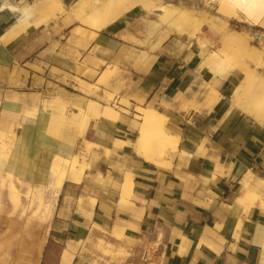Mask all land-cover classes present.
Wrapping results in <instances>:
<instances>
[{
    "label": "crops",
    "instance_id": "1",
    "mask_svg": "<svg viewBox=\"0 0 264 264\" xmlns=\"http://www.w3.org/2000/svg\"><path fill=\"white\" fill-rule=\"evenodd\" d=\"M3 1L0 0V91H3L0 115L4 110L18 111L23 104L30 107L31 95L41 99L37 118L19 119L14 172H24L21 168L25 166V155L33 150V155L39 157L34 159L38 161L34 182H45L51 159L66 158L79 148L88 154L86 142L101 146L98 159L82 177L79 172H67L69 178L58 197L39 264H61L67 247H71L70 264H78L82 247L74 254L76 245L90 234L105 236L102 233L111 232L115 225L123 227L124 237L136 242L127 248L135 256L121 264H264V204L258 200L244 211L232 198L238 180L240 183L247 171L264 174V130L253 128L238 111L226 115L228 101L224 100L234 85L232 75L222 81L219 89L222 97L212 110L175 114L177 122L170 133L178 136V150L184 149L188 156L177 153L170 165L158 166L137 156L128 145L116 143L132 142L137 133L134 118L126 107L117 120L100 118L92 134L82 135L81 113L73 103L78 102L75 96H84L60 85L59 89L51 88L40 81L46 67L73 74L78 56L56 45L61 41L60 34L52 31L51 23L28 27L17 35L9 34L16 20L2 9ZM6 1L14 5L22 3V0ZM67 1L63 0L64 4ZM138 10L99 32L72 23L64 28V33L69 37L77 29L78 35L89 41L84 49L71 46L82 55L81 59L94 48L110 54L108 61L119 58L118 69L128 73L121 92L128 91L147 103L185 94L196 69V61L187 60L188 51L171 41L151 51L138 47L131 37L123 38L138 31L135 25ZM59 25L62 29V24ZM97 58L102 59L99 54ZM15 68L25 73L13 85L7 73ZM14 94L20 96L19 102L11 100ZM44 101L53 102V106L43 110ZM58 122L64 129L58 136L50 135V127ZM40 167L43 176H39ZM126 171L133 175L128 204L121 203L119 197ZM109 239L119 245L118 240Z\"/></svg>",
    "mask_w": 264,
    "mask_h": 264
},
{
    "label": "bare ground",
    "instance_id": "2",
    "mask_svg": "<svg viewBox=\"0 0 264 264\" xmlns=\"http://www.w3.org/2000/svg\"><path fill=\"white\" fill-rule=\"evenodd\" d=\"M211 1L218 3V9L216 8L217 11L215 13L212 12L214 9L213 5L209 6L208 9L206 6L204 7L206 9L200 8L199 6L195 5V0H73L68 6L64 4L63 0H33L32 3L24 1L19 5H14L4 0L1 7L3 10H6L12 14L15 18L16 21L9 31V34L11 32H15L16 35L24 32L28 27L35 26L38 28L39 26L45 24L47 19L55 14L52 12L54 11V8L60 10L62 13L65 7H67V11L69 12L70 16L76 17V19L79 21L85 20L89 22L91 25L95 26L98 31L114 22H117L120 18L132 10L138 8L140 9V12H142L141 16L149 15V17H151V20L147 22L150 28L148 36L154 33H159L161 35L157 37L155 42L152 44L144 42V44L147 45L146 48L151 51L158 49L160 45L169 36H171L172 33H177L180 35V37H184V35H186L184 39L196 47L198 52L197 54L200 59V64L197 68L198 72H196L198 74H195L197 79H200L199 83L203 84V72L206 70H208L211 74L224 73L221 74L222 78H215V81H212L208 96L200 97V100L206 97L205 103L209 108L214 107L222 97L219 90V83H221L222 80H224V78H226L230 73H233L236 70L242 74L243 77L240 83L233 88L229 95L230 102L226 109V115H230L229 113L231 112L232 107L238 106L242 100L241 95H243V93L241 91H245L244 87H246L248 83L250 84L251 81L254 80L253 77L256 76V74L253 72L255 71V68H253L252 64L255 58L260 60L262 64L264 63V42L262 44V48L260 47L261 49H259V52H257L258 48H255L250 43V38L246 34H243L246 32H243L242 34H235L232 32V30H230L229 20L231 17L235 16V11L246 15V19L248 18L251 23L264 18V0H210V2ZM235 18H238V16ZM175 21H180L181 24H173ZM242 21L243 20H241V22ZM262 25H264V22ZM204 26H207L217 34L221 43V48L210 49L205 42H201L202 40L200 41L199 38L195 36V31L197 33H201ZM263 76L264 75L257 74L256 79L260 78L261 80H257L256 82V85L260 87V91L257 92L255 96H252L249 101L250 103L244 107L248 117L261 125H264ZM79 86L83 92L88 91L91 95L96 97L91 99L87 107L82 110V115L85 118L86 125L87 122H89L92 118L97 120L100 118H105L114 121L118 119L119 112L114 108L112 103L109 104V101L112 100L108 95H106L105 90L99 89L98 87L91 88L82 82L79 84ZM250 87H252V85ZM204 88L207 89L208 87L205 86ZM180 96L182 97V95ZM119 104L122 106L121 109H125V107L128 108L131 105V102L125 97L120 100ZM135 111L138 113V118L141 119L139 123L138 136L135 138V140H133V142L115 141L116 143L121 146L124 144L128 145L133 149V152L137 156L158 166L163 165L164 162H166L164 160H167L168 156L169 158L171 155L173 156V153H179L181 156L185 157L188 156L187 151L184 149L182 151L178 150V136L172 135L165 130L163 123H165L164 121L167 118L162 112L154 107H142L139 105L136 106ZM5 114L8 115V112ZM6 116H2V119H0V153H2V150L5 147V132L7 133ZM48 133L52 135L51 132L48 131ZM94 148H101V146L93 143V151ZM170 153L172 154L170 155ZM5 154L6 153L4 152L2 155ZM63 162H69V164H71L72 169L70 170L72 172H79L80 175L83 173L84 165L77 156H71L69 154L66 158L56 157L47 172L48 181L36 182L35 184L29 183L27 188L25 187L24 189L25 202L20 208L19 227H21L23 223L30 221V218L34 219V231L36 236L34 237L33 231L31 232L32 237H34L32 244L31 263L33 261L34 264H39V258L46 242V236L50 229L58 197L65 180L69 178L67 176V170L63 166ZM170 162L166 163H169L168 165H170ZM12 176L13 175L9 173L7 175L8 181H4V185L10 190H14L16 187ZM78 177L80 179V176ZM22 180L23 179H21V181ZM132 183V172L126 171L125 175L123 176L122 188L119 193L121 203L129 201L132 193ZM240 183L243 187V190L237 197V202H235L236 206L241 207L242 209L244 207L248 209L258 200H260V204H264V177L257 176L252 171H248L241 178ZM37 231L39 233H37ZM44 231L45 234L42 235ZM122 232L123 227L119 228L117 225H115L111 231V235L119 238ZM105 253L109 254V252ZM71 258V247H67L63 252L61 264H70Z\"/></svg>",
    "mask_w": 264,
    "mask_h": 264
},
{
    "label": "rangeland",
    "instance_id": "3",
    "mask_svg": "<svg viewBox=\"0 0 264 264\" xmlns=\"http://www.w3.org/2000/svg\"><path fill=\"white\" fill-rule=\"evenodd\" d=\"M24 1L22 0L21 2L23 3ZM32 1H29V2L32 3ZM70 1L71 0L67 1V3H66L67 6L70 4L69 3ZM195 1H196L195 5L199 6L200 8H204L206 6V8L208 9L209 6L213 5L214 9L212 10V12H214V13L218 9V3L217 2L216 3L213 1L210 2V0H208V1H206V0H195ZM206 8H204V9H206ZM53 10L55 12L54 11H52V12L55 14L52 15L51 17H49V19H47V21L45 23H48V24L51 23L50 26L52 27V31H54L55 34H60V40L61 41L58 42V44H56V45L58 47H62V49L63 48L67 49L68 51H70V53H74L76 56H78L79 59L77 60V66H76L75 70L73 71L74 72L73 74L63 72V71H60V70L55 69V68L49 69V67H46V69L44 71H42L43 77L45 79L41 78L40 81L44 82V83L47 82L51 88L54 87V89H59V85H60L62 87H65L67 90H69L73 93L81 94L84 96V97L75 96L78 102L73 103V106L77 107L79 109V112L81 113V117H82V121H83L82 125H81L82 135H86V134H88V132L90 135L94 132V130L96 129L97 119L92 118V119H90L89 122H87V125L85 123V118L82 115L83 114L82 110H84L85 107H87V105L91 99H94L96 97L94 95H91L88 91L83 92L79 86V84L81 82L84 83L85 85H88L91 88L92 87H98L99 89L105 90L106 95H108L110 97V99L112 100V101H109V104L112 103L114 105V108L118 112L124 111V109H121L122 106H120V104H119L120 100L122 98H125V97L128 98V101L131 102V105L127 108L126 112L130 113V115H132V117L134 118V121H133L134 126L137 129V133H135L133 140H135V138L138 136L139 123L141 121V119L138 118V113L135 111V108L138 105L142 106V107H147V106L148 107H154V108L158 109L160 112H162L167 118L164 121L165 123H163V126L168 133H170V131H171L170 128L173 126V124H175L177 122V118L175 117V114L187 115L192 110L210 111L213 109V107L209 108L207 106V104L205 103L206 97L201 99V100H200V97L201 96H208L209 90H210L211 85H212V81H215V78H222L221 74H224V73L211 74L208 70H206L203 72L204 73L203 84H200L199 83L200 79H197V76L195 75V74H198L196 72H198L197 68L199 67L200 59L198 57V54H197L198 52H197L196 47L194 45L188 43V41H186L184 39V37H186V35H184V37H180L179 34L172 33L171 36H169L164 42L171 41L172 43H176L179 48H181L182 50L188 51V53H189V56L187 57L188 61L189 60H195L196 61V69L194 70L195 78L193 80L192 85L188 88V90L186 91L185 94L184 93H177L176 95L170 96L166 99H162L159 103H156V102H158L157 99H154L153 101L147 103L146 100L138 99L137 97L129 94L128 91H122V92L120 91L121 89L123 90L125 88L124 77L128 73L124 72V71H120L118 69L117 66L119 64V58H117L116 60L113 59L111 61H108V58L111 57L110 54L102 52L98 48H94L90 52L86 53L84 58L81 59L82 55L80 53H78L77 50H73L71 48V46H72V47H81L84 49L89 44V41L85 40L83 37L78 35L79 31H77V29H75L73 32H71L69 37H68V35L66 33H64V32H66V31H64L65 27H67L73 23V24H76L79 26L89 27V28L99 32L95 26L91 25L89 22H87L85 20L79 21L76 19V17L70 16L69 12L67 11V7H65V9L62 13L58 9L54 8ZM235 12H236L235 16L231 17L229 20L230 30H232V32L235 34H239V33L242 34L243 32H246L243 34H246L250 38V43L255 48H258L257 52H259V49L262 48V44L264 42V25H262V23L264 22V18L260 19L261 22H260V20H258L256 22L251 23V21L248 18L246 19V15H244L243 13H240L238 11H235ZM141 13L142 12H140V9H139L138 10V16L135 19V25L138 27V31L133 35H130L127 33L125 36H123V38L128 39L129 37H131L132 42L134 44H136L138 47L148 49V48H146L147 45L144 44V42H147L148 44H152L155 42L156 38L161 36V35L159 33H154V34L148 36V33L150 32V28H149L147 22L151 20L150 19L151 17H149V15L141 16ZM236 16H238V18L243 20V21L241 22V20H239L238 18H235ZM243 18H245V19H243ZM176 22L177 21H175V23L173 22V24H175V25L181 24L180 21H178L177 23ZM60 23L62 24V27H63L62 29H59ZM114 23H116V22H114ZM114 23H112L111 25H113ZM111 25H109L107 27H110ZM172 26H174V25H172ZM107 27H105V28H107ZM105 28H103V29H105ZM103 29H101V30H103ZM195 36L197 38H199L200 41L202 40L201 42H205L210 49L221 48V43L218 39L217 34L214 31H212L210 28H208L207 26L203 27V30L201 33H197L195 31ZM61 42L63 43V45L61 44ZM162 44L160 45V47L162 46ZM156 50H154V51H156ZM98 54L101 55L102 59L97 58ZM103 58H105V59L107 58V59L104 60ZM252 64H253V68H255L254 69L255 71H253V72L256 74V76L253 77L254 80L251 81L250 84L248 83L249 86L246 85V87H244L245 89L242 88L245 90V91H243V90L241 91L243 93V95H241L242 100L238 106L232 107L231 112L235 110V111L242 113L243 116L247 119V121L253 126V128L258 129L260 131H263L264 125H261V124L255 122L254 120H252L251 118H249L248 114L246 112V109L244 108L246 105H248L250 103L249 101H250L251 97L255 96V94L260 91V87L256 85L257 80H260V78L256 79L257 74L258 75L259 74L264 75L263 74L264 73V63L262 64V62L260 60L255 58V60ZM254 65H255V67H254ZM261 71H262V73H261ZM22 73H25V71H23L21 69L17 71L16 68L13 69V71L11 73H7L8 77H9V83L13 84V85L16 83H19L18 81H20V74H22ZM230 75H232V78L234 80V85L231 88V91H232L233 88L240 83L243 76L237 70L234 71L233 73H230L226 78H228ZM226 78H224V80ZM224 80H222V81H224ZM221 84H222V82L219 83V89L221 87ZM251 85H252V87H250ZM205 86L208 88L205 89L204 88ZM231 91H230V93H231ZM244 92L245 93L247 92V93L245 94ZM230 93L227 95L226 99L224 100V101H228L227 106H229V102H230V98H229ZM180 95H182V97ZM186 95H188V97H186ZM108 96H106V97H108ZM2 97H3V91H0V103H1ZM5 99L8 100V97L6 96ZM11 100L19 102V100H21V98L19 95L14 94V97ZM132 100L135 101V105L132 104V102L134 103V101H132ZM22 101H23V99H22ZM31 102H32V104L30 107L23 104L21 109H19L18 111H16V110H14V111L4 110L0 115V119H2V116L5 117L7 115L5 113L8 112V115L6 116L7 133L5 132V135L7 136V138L5 136V141H4L5 147L3 148L2 153H0V264H17V263L34 264L33 261L31 263L33 238L36 236L35 231H34L35 230L34 229V226H35L34 219L30 218V221L23 223V225L21 227H19V220H20L19 214H20V208H21L22 204L25 202L24 201V191H25L24 189H25V187L27 188L29 183L35 184L33 177H34L35 171L38 170L37 169L38 168V165H37L38 161L35 162V160H37V159L39 160L38 155H36V157H35L33 155V150H32L29 153L31 158H29V156H28L29 154L25 155L26 160H28V162H30V166L27 163V161L25 160L23 163V165H25V166H23L24 169L21 168V170L24 172L16 173L13 170L15 168L14 167V161H15V159H17V157H15V155L18 153V149H17V145H18V143H17V141H18L17 140V128L20 125L19 119L21 117H25V116H26V118L29 117L31 119H35V118H37L38 113H40L38 103L41 102V99L39 97H35V96L31 95ZM199 102H201V103H199ZM34 103H36V104H34ZM101 103H104V102H101ZM49 106L52 107L53 102L44 101L42 108H43V110H47V108ZM57 125L56 126L54 125L53 127H51L52 129H50V131H49V132H51V130L53 131V132H51L52 136H58L60 134L59 133L60 130H63L65 127V126L61 125V123H59ZM84 128H86V129H84ZM53 129H55V130H53ZM155 133H157V132H155ZM39 141H40V139H39ZM206 141H207V139L203 140L202 144H204ZM124 145H126V144H124ZM85 149H86L88 154H85L84 151L80 148L78 149V151H75L74 153L70 154L71 156H77L79 158V160L83 163V165H84V170L82 173L83 175H84L85 170L90 168L92 162L98 159L97 153H99V151L101 150V148H94V151H93V144L91 142H86ZM90 150H92V151H90ZM4 152L8 155H6V154L2 155V154H4ZM9 152H10V154H9ZM171 154L172 153H170V155ZM173 154H174L173 156H175L177 153H173ZM173 156L171 155L170 158L168 156L167 160H164V161H166V162L172 161L174 159ZM69 158H67V159H69ZM171 158H172V160H171ZM29 159H32V160L35 159V160H34V162H32V160H29ZM43 161H45V159H43ZM42 162L40 165H43L44 162L43 163ZM53 162H54V160L50 161V164H49L50 166L48 165L49 169H50ZM166 162H164V164H169ZM46 164H48L47 161H46ZM63 166L65 167L67 172H68V170L72 169L71 164H69V162L68 163L63 162ZM16 169H18V168H16ZM39 170H41V172L39 173V176H43L42 175L44 172L43 168L41 169V167H40ZM249 171H251V170H249ZM252 172L255 173L257 176L264 177V174H261L260 172H257L255 170H252ZM7 173L8 174L11 173L13 175L12 178H13L14 184L16 186L14 190H10L9 188H7L4 185V181H6V180L8 181V178H7L8 174ZM82 174L80 176H83ZM21 179H23V180L21 181ZM47 181H48V178L45 182H47ZM19 183H21L22 186ZM240 193H241V184L239 183V180H238L236 190L233 193V197H232L234 202H237V197H238V195H240ZM123 203L128 204V202H123ZM243 210L246 211L247 209L244 207ZM32 231L34 233V237H32V235H31ZM37 233H39V232L37 231ZM44 234H45V231L43 232L42 235H44ZM102 234L105 236H108L109 238L112 237V238L118 240L119 245L115 242H112L109 238H107L105 236H102L99 234L97 235V233H94L92 236L90 234L86 238L85 241H83V240L80 241L79 244L76 245L75 249H73V253L75 254L82 247V249L80 250L81 252L79 254V259L77 261L78 264H112L113 261H114V263L121 264L127 258L135 256V254L133 255L132 253L128 252L127 248L132 246V245H135L136 242L129 240L128 238L124 237V233L121 234V236H119V238L112 236L111 232H109V231H106V233L104 232ZM100 237H101V239H100ZM111 242L113 245L111 244ZM120 242L122 244L121 246H120ZM206 247L209 250L212 249L208 245H206ZM114 249H118V250H122V251H120L118 253H114L113 252ZM105 252H109L110 256H107L105 254ZM114 257H116L115 260H114ZM108 258H111V260H113V261L108 262V260H109Z\"/></svg>",
    "mask_w": 264,
    "mask_h": 264
}]
</instances>
